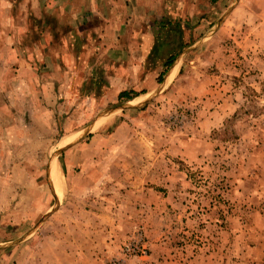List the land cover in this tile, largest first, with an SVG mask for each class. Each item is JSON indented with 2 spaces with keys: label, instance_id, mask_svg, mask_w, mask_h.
Listing matches in <instances>:
<instances>
[{
  "label": "rangeland",
  "instance_id": "1",
  "mask_svg": "<svg viewBox=\"0 0 264 264\" xmlns=\"http://www.w3.org/2000/svg\"><path fill=\"white\" fill-rule=\"evenodd\" d=\"M78 1L0 0V264H264V0L128 26Z\"/></svg>",
  "mask_w": 264,
  "mask_h": 264
},
{
  "label": "crops",
  "instance_id": "2",
  "mask_svg": "<svg viewBox=\"0 0 264 264\" xmlns=\"http://www.w3.org/2000/svg\"><path fill=\"white\" fill-rule=\"evenodd\" d=\"M15 3V1H13ZM176 2V5L174 6ZM230 3V4H238L241 0H181L174 1L173 3L170 0H86V2L78 1V5H82V8L86 9V14L84 16L92 14V19H98L100 21H109L115 18L116 12L119 15V20H124V23L128 26L129 23L135 22L137 18H142L144 20H153V19H172L180 16H188L186 12H181V9L178 5H200L199 7H205L207 3ZM157 4V8L155 9L153 6ZM116 10H115V9ZM236 8V7H235ZM234 8V10H235ZM105 9V10H104ZM111 9V10H109ZM80 10V9H78ZM141 13V14H138ZM234 12V11H233ZM231 12V13H233ZM123 13V15H122ZM230 13V14H231ZM78 14V13H77ZM72 18H75L72 15ZM107 25V24H106ZM117 29V25L115 26ZM126 28V27H124ZM119 29H122L119 28ZM116 31V30H115ZM150 32H147L144 36L141 31L139 33L134 32L133 35L127 33L128 35L127 43L123 41L122 36L114 32V39L111 40L113 44V48H118V50H124L130 53L134 52H149L152 50V46L154 44V35ZM16 47H10L8 51L11 53L12 61L8 62V66H14V73L9 76V83L20 84L23 86L29 85L32 83L30 77V73L28 71H24L22 73V69L25 67H29L33 69L36 67V63L30 61V58H22L21 55L18 56L15 52L23 51L28 49H18L16 51ZM18 56V57H17ZM129 59V56L127 57ZM130 60V59H129ZM12 66V67H13ZM1 67V65H0ZM20 68V70L16 73L15 68ZM41 67V65H40ZM35 69V68H34ZM40 82V81H38ZM24 98L26 97L25 90L22 92Z\"/></svg>",
  "mask_w": 264,
  "mask_h": 264
},
{
  "label": "built area",
  "instance_id": "3",
  "mask_svg": "<svg viewBox=\"0 0 264 264\" xmlns=\"http://www.w3.org/2000/svg\"><path fill=\"white\" fill-rule=\"evenodd\" d=\"M146 247L142 233L139 231L135 237L124 247L121 252L122 258L127 256L143 257L146 255ZM110 264H122V259H113Z\"/></svg>",
  "mask_w": 264,
  "mask_h": 264
},
{
  "label": "bare ground",
  "instance_id": "4",
  "mask_svg": "<svg viewBox=\"0 0 264 264\" xmlns=\"http://www.w3.org/2000/svg\"><path fill=\"white\" fill-rule=\"evenodd\" d=\"M59 173H57V170L55 169V167L53 166L52 168V179H53V182H54V185L56 186L57 188V192L61 191V187H60V182H59Z\"/></svg>",
  "mask_w": 264,
  "mask_h": 264
},
{
  "label": "trees",
  "instance_id": "5",
  "mask_svg": "<svg viewBox=\"0 0 264 264\" xmlns=\"http://www.w3.org/2000/svg\"><path fill=\"white\" fill-rule=\"evenodd\" d=\"M172 58H173V57H169V58L167 59V61H166V67L169 65V63L171 62ZM119 98H124V99L126 98V99H129V100L132 99V97L130 96V94H129V93H126V92L121 93V94L119 95Z\"/></svg>",
  "mask_w": 264,
  "mask_h": 264
}]
</instances>
